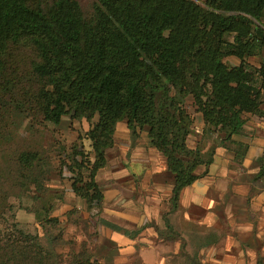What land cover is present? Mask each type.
Returning a JSON list of instances; mask_svg holds the SVG:
<instances>
[{"label": "trees", "instance_id": "16d2710c", "mask_svg": "<svg viewBox=\"0 0 264 264\" xmlns=\"http://www.w3.org/2000/svg\"><path fill=\"white\" fill-rule=\"evenodd\" d=\"M11 44L35 49L36 89L21 91L7 79L3 56ZM261 57L264 0H96L89 19L77 0H0V110L56 126L64 117L89 123L90 151L64 150L72 191L89 210L102 207L97 177L121 122L134 137L146 130L166 158L172 212L178 210L183 189L241 133L247 115L264 117V62L248 63ZM230 58L239 63L229 66ZM190 101L204 136L223 135L216 149L189 146L196 123ZM2 152L0 264H95L84 247L70 249L68 261L59 251L65 226L53 215L63 195L49 193L51 159L39 151ZM28 195L41 234L26 231L13 214L12 200Z\"/></svg>", "mask_w": 264, "mask_h": 264}, {"label": "crops", "instance_id": "0c3cea01", "mask_svg": "<svg viewBox=\"0 0 264 264\" xmlns=\"http://www.w3.org/2000/svg\"><path fill=\"white\" fill-rule=\"evenodd\" d=\"M106 157L97 177L104 201L90 211L122 262L137 254L148 264L164 263L168 246L161 235L171 234L182 216L206 236L201 248L210 264H264V117L247 115L241 133L216 149L210 166L197 170L199 179L181 192L182 213L172 212L174 177L146 130L134 137L126 122L119 123ZM67 197L86 210L72 182Z\"/></svg>", "mask_w": 264, "mask_h": 264}, {"label": "rangeland", "instance_id": "374dc122", "mask_svg": "<svg viewBox=\"0 0 264 264\" xmlns=\"http://www.w3.org/2000/svg\"><path fill=\"white\" fill-rule=\"evenodd\" d=\"M87 19L92 17L93 6L96 0H77ZM5 63V75L7 79L13 82L14 87L23 89H36V84L31 78V70L36 61L35 49L28 45L11 44L6 49L3 56ZM229 66H236V60H226ZM264 58H250L248 63L252 66L260 67ZM17 90L19 99L22 100L20 91ZM28 90V89H27ZM16 95V94H15ZM188 112L195 116L198 115L192 101L187 103ZM6 114L0 110V150L3 151L1 157L9 155L12 150L39 151L44 156L51 159L53 171L48 176L49 193L52 195L62 194L63 201L56 202L54 217L59 218L64 223L65 233L63 245L59 251L64 254V261H68L67 255L70 249L79 253L84 247L88 254L92 256V262L95 264H148L137 254L128 257L126 262L118 252V248L109 242L98 230L95 212H91L88 206L85 209H79L74 200L67 197L68 189L71 188V173L68 170L66 161L67 155L64 150L78 145L87 150L88 140L85 139L86 131L90 125L85 120L74 121L70 117H64L61 124L56 126L44 122L37 118L27 119L28 113ZM200 120H195L193 133L189 138V146L196 148L198 145L205 150L216 149L220 143L219 137L223 135L204 136L205 124L202 116ZM12 123V124H11ZM13 123L16 124L13 125ZM8 139V137H10ZM90 143V142H89ZM28 195L21 202L12 200L15 205L14 216L16 221L23 225L26 231L42 233V229L34 217V210L37 205L34 204ZM94 209V208H93ZM182 213V209H178ZM181 215V214H180ZM198 224L190 223L180 216L175 225L173 233L161 235L164 243L167 244V252H164L165 262L162 264H210L206 261V250L202 249L206 236L201 234ZM70 243H74L71 246ZM179 243L176 249L172 244Z\"/></svg>", "mask_w": 264, "mask_h": 264}]
</instances>
